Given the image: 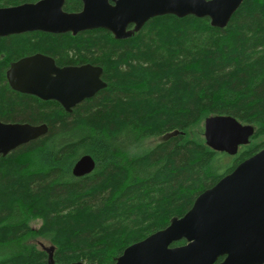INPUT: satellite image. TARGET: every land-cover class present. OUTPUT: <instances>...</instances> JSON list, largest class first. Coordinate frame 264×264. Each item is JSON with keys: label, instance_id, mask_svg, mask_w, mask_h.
Returning a JSON list of instances; mask_svg holds the SVG:
<instances>
[{"label": "trees", "instance_id": "trees-1", "mask_svg": "<svg viewBox=\"0 0 264 264\" xmlns=\"http://www.w3.org/2000/svg\"><path fill=\"white\" fill-rule=\"evenodd\" d=\"M37 1L0 0V7ZM81 8L78 0L64 5L70 13ZM36 52L59 65L102 68L106 88L71 113L14 92L9 62ZM211 116L251 125L250 143L234 156L212 151L203 138ZM0 121L48 128L0 156V264H48L50 256L57 264H114L264 149V141L251 145L264 137V0H244L224 29L166 15L124 40L103 29L0 38ZM83 156L95 168L76 178L72 168Z\"/></svg>", "mask_w": 264, "mask_h": 264}, {"label": "water", "instance_id": "water-1", "mask_svg": "<svg viewBox=\"0 0 264 264\" xmlns=\"http://www.w3.org/2000/svg\"><path fill=\"white\" fill-rule=\"evenodd\" d=\"M79 1L83 7L76 14L63 11V0L0 8V37L35 31L75 36L103 29L124 40L149 20L166 15L207 18L213 28L224 29L244 0ZM101 76L100 67L58 68L51 58L39 54L12 63L6 71L13 91L56 101L67 113L106 88ZM47 131L46 125L0 122V156L44 137ZM254 132L251 125L230 116H211L203 124L206 146L229 156L248 145ZM94 168V160L83 156L72 175L84 177ZM181 241L184 245L171 246ZM219 258L223 260L218 264H264V149L200 194L184 216L172 218L165 229L127 247L114 264H216ZM48 264L57 263L50 256Z\"/></svg>", "mask_w": 264, "mask_h": 264}, {"label": "flooded vegetation", "instance_id": "flooded-vegetation-1", "mask_svg": "<svg viewBox=\"0 0 264 264\" xmlns=\"http://www.w3.org/2000/svg\"><path fill=\"white\" fill-rule=\"evenodd\" d=\"M40 1V0H39ZM79 1V0H78ZM38 2V1H37ZM37 2H35V3H37ZM65 2H66V0H63V7H62V9H63V11H64V5H65ZM79 2H81V1H79ZM35 3H25V4H35ZM81 4H82V2H81ZM20 5H23V4H20ZM20 5H16V6H20ZM16 6H9V7H0V8H10V7H16ZM83 7V6H82ZM82 11V8H81V10L79 11V12H76V13H80ZM65 12V11H64ZM65 13H68V14H76V13H70V12H65ZM133 27L134 26H132V25H130L129 27H128V30H132L133 29ZM35 32H38V31H35ZM85 32V31H84ZM28 33H34V32H28ZM38 33H43V32H38ZM82 33V32H81ZM23 34H26V33H23ZM44 34H49V33H44ZM68 34H70V33H68ZM79 34V33H78ZM19 35H21V34H19ZM50 35H63V34H50ZM72 35V34H71ZM12 36H15V35H12ZM76 36V35H75ZM7 37H10V36H7ZM0 38H6V37H0ZM43 55V56H47V57H49V58H51L53 61H54V64H55V66L56 67H58V68H64V67H80V66H83V65H91V64H81V65H59V64H57V62H56V60L54 59V58H52L51 56H49V55H45V54H42V53H40V52H36V53H33V54H27V55H23V56H20V57H18V58H16V59H14V60H12V61H10L9 62V66L12 64V63H15V62H17V61H19V60H21V59H24V58H28V57H32V56H35V55ZM4 55V54H3ZM91 66H93V65H91ZM95 67H98V66H95ZM102 69V68H101ZM102 73H103V70H102ZM6 75V74H5ZM102 77V76H101ZM7 81V80H6ZM8 84V83H7ZM15 92V91H14ZM16 93H18V92H16ZM19 94H21V93H19ZM22 95H26V96H30V97H34V98H36V99H38V100H40L39 98H37V97H35V96H32V95H27V94H22ZM40 101H42V102H50V101H52V102H55V103H57L56 101H53V100H49V101H43V100H40ZM59 106H60V108H62L61 107V105L59 104V103H57ZM79 105V104H78ZM77 105V106H78ZM63 109V108H62ZM73 110V109H72ZM63 111L64 112H66L64 109H63ZM1 122V121H0ZM1 123H4V122H1ZM4 124H14V123H4ZM16 124V123H15ZM30 125V124H29ZM33 126V125H32ZM38 126V125H37Z\"/></svg>", "mask_w": 264, "mask_h": 264}, {"label": "rangeland", "instance_id": "rangeland-1", "mask_svg": "<svg viewBox=\"0 0 264 264\" xmlns=\"http://www.w3.org/2000/svg\"><path fill=\"white\" fill-rule=\"evenodd\" d=\"M164 138H166V137L148 139V140H146L143 143V146H141L140 149H138L137 151L141 152L143 150L150 149V148L154 147L159 141H162ZM263 141H264V137L254 140L251 143V145H253V144L255 145V144L261 143ZM30 225H31L32 228H36L37 229V228L40 227V222L38 220L37 221L35 220V221L31 222ZM36 243L41 248H47L48 247V244L45 241H43V240H37Z\"/></svg>", "mask_w": 264, "mask_h": 264}]
</instances>
